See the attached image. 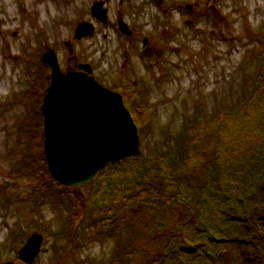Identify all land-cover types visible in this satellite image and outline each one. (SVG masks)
<instances>
[{
  "label": "rangeland",
  "instance_id": "1",
  "mask_svg": "<svg viewBox=\"0 0 264 264\" xmlns=\"http://www.w3.org/2000/svg\"><path fill=\"white\" fill-rule=\"evenodd\" d=\"M93 1L0 0V264H151L172 231L205 240V229H224L220 211L183 201L157 182L130 189L125 173L141 161L131 155L77 187L58 185L44 157L40 104L50 70L39 58L50 46L61 69L89 62L123 101V90L143 84L145 100L133 93L126 104L143 134L140 152L167 153L181 142L186 120L231 105L241 93L264 34V0H105V22L92 15ZM119 16L132 34L119 30ZM81 20L94 31L74 38ZM145 36L158 56H146ZM216 139L203 135L206 152ZM33 231L43 240L24 262L17 249ZM224 248L236 263L235 245Z\"/></svg>",
  "mask_w": 264,
  "mask_h": 264
},
{
  "label": "trees",
  "instance_id": "2",
  "mask_svg": "<svg viewBox=\"0 0 264 264\" xmlns=\"http://www.w3.org/2000/svg\"><path fill=\"white\" fill-rule=\"evenodd\" d=\"M260 41L255 68L242 77L241 93L231 105L198 111L186 120L179 130L181 142L169 152L130 156L141 160L125 173L127 183L133 184H128L130 189L157 182L154 187L160 184L183 201L194 199L226 218L218 233L205 229V240L170 232L151 264H202V257L207 264H232L231 253L223 249L227 243L234 244L240 256L233 264H264V34ZM134 86L123 90L129 106L134 94L145 100L143 84ZM130 111L133 116L131 107ZM208 132L217 134L210 153L209 145L201 144ZM110 260L117 261V254Z\"/></svg>",
  "mask_w": 264,
  "mask_h": 264
},
{
  "label": "water",
  "instance_id": "3",
  "mask_svg": "<svg viewBox=\"0 0 264 264\" xmlns=\"http://www.w3.org/2000/svg\"><path fill=\"white\" fill-rule=\"evenodd\" d=\"M188 8L191 5H187ZM91 12L107 20L104 0H94ZM118 27L126 33L131 29L122 16ZM93 23L77 22L74 37L92 33ZM51 67V78L41 102L43 114V150L53 178L67 185L89 181L108 161L137 154V126L122 94L102 85L92 74L88 62L79 69L63 71L57 53L47 47L40 56ZM43 235L33 231L18 249V257L31 262L39 251Z\"/></svg>",
  "mask_w": 264,
  "mask_h": 264
},
{
  "label": "flooded vegetation",
  "instance_id": "4",
  "mask_svg": "<svg viewBox=\"0 0 264 264\" xmlns=\"http://www.w3.org/2000/svg\"><path fill=\"white\" fill-rule=\"evenodd\" d=\"M142 49H144V51H145V54H146V56L147 57H149V55L150 56H152L153 55V57H155L156 55L158 56V54H159V52H152V50H153V48H152V46H151V44H150V41H148V38H147V42H146V44L144 45V46H142ZM151 52V53H150ZM124 53H126V56L124 57V60H123V65H125V64H127V61H128V53L127 52H125L124 51ZM152 57V58H153ZM78 63L79 62H77L76 63V65H73V66H67V68L65 69V70H67V69H77L78 68ZM43 66H46V68H49V70H50V67L49 66H47V65H44V64H42ZM61 67V66H60ZM64 70V69H63ZM49 79H50V71H49V77H48V82H49ZM48 84V83H47Z\"/></svg>",
  "mask_w": 264,
  "mask_h": 264
}]
</instances>
